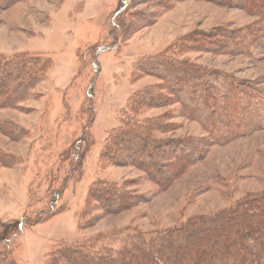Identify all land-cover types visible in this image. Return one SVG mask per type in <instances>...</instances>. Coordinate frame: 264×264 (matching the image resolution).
<instances>
[{"label":"rangeland","instance_id":"obj_1","mask_svg":"<svg viewBox=\"0 0 264 264\" xmlns=\"http://www.w3.org/2000/svg\"><path fill=\"white\" fill-rule=\"evenodd\" d=\"M121 2L21 0L0 8V57L47 62L26 100L0 108V230L10 235L15 264H66L58 252L68 247L116 251L129 235L151 237L264 191V128L209 146L203 128L181 117L178 105L143 109L138 117L144 121L171 113L165 120L171 126L156 133L158 139L205 141L202 160L167 189L140 168L102 163L101 154L122 126L129 100L160 84L154 77L138 76L139 62L193 33L221 28L247 34L258 23L244 9L206 0H131L123 18L132 28L117 32L113 18ZM152 17L151 24L142 23ZM258 35L263 45L250 56L191 52L179 58L264 89V32ZM114 38L113 47L104 50ZM87 125L80 169L67 180L76 142ZM11 127L22 132L12 136ZM97 181L124 186L141 199L118 214L106 215L94 203L88 208L89 190ZM51 207L54 216L21 227L23 217L34 220Z\"/></svg>","mask_w":264,"mask_h":264},{"label":"trees","instance_id":"obj_2","mask_svg":"<svg viewBox=\"0 0 264 264\" xmlns=\"http://www.w3.org/2000/svg\"><path fill=\"white\" fill-rule=\"evenodd\" d=\"M19 1L0 0V8H9ZM206 1L244 9L258 18L257 27L250 28L247 34L221 28L208 34L193 33L181 38L168 51L139 62L135 67L138 76L154 77L160 84L141 90L129 100L122 126L110 135L101 154L104 165L140 168L161 189H167L188 168L201 161L206 145L203 139L167 142L158 139L156 133L170 128L165 120L172 115L140 121L138 117L143 109L178 105L181 117L203 128L210 138L209 146L264 128L263 88L179 58L191 52L250 56L263 45L258 34L264 32V0ZM130 3L131 0H122L113 18L114 31L131 30L132 24L125 23L123 18ZM152 22L153 17L142 21L145 25ZM115 43L104 50L111 49ZM100 52L97 51L96 56ZM46 63L21 56L0 57V108L14 107L26 100L29 92L41 82ZM95 66L98 75L99 67L96 63ZM92 85L88 90L90 99ZM89 111L93 113L92 106ZM8 131L12 136L22 132L17 127ZM87 132L88 125L76 142L73 170L67 180L80 169L84 145L89 138ZM140 199L124 186L97 181L89 190L88 208L94 203L106 215L118 214L135 207ZM55 213L51 207L34 220L27 221L23 217L21 227L38 225ZM9 236L0 230V264H15ZM124 243L116 251L68 247L58 252V259L66 264H264V191L248 195L228 210L191 219L151 237L138 233L129 235Z\"/></svg>","mask_w":264,"mask_h":264}]
</instances>
